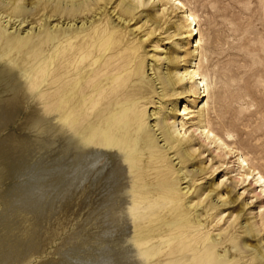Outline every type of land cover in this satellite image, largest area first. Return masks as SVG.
Wrapping results in <instances>:
<instances>
[{"label":"rangeland","instance_id":"1","mask_svg":"<svg viewBox=\"0 0 264 264\" xmlns=\"http://www.w3.org/2000/svg\"><path fill=\"white\" fill-rule=\"evenodd\" d=\"M35 1L38 4H33V6L28 4L23 12L19 10L12 12L6 10L8 5L0 0L2 8L0 14L8 15L7 18L11 17L15 23L11 26L15 27L20 20L26 21L23 25H27H18L17 31H15V28H10V25L3 22L6 18H0V26L8 34L18 35L25 39L21 48L12 50L9 58L4 57L0 61V103L12 98L14 102L12 106L15 108L14 111L11 106L7 111L8 115L7 113L4 116L2 113L0 114L3 120H0V264H143L146 259L137 256L138 253L131 248L133 246H128L131 245V243L128 244V239L132 236L133 231L131 230H134L132 227L134 224L127 213L129 197H127L126 168L119 165L116 157L109 153L103 156L102 160L89 164L93 158L98 157L100 152L91 148L83 149V147L82 149H79L81 147L77 148V150H81L80 156L83 157L77 158L79 166L77 160L75 163L72 162L76 148L72 146L69 135L65 133L62 136L60 134L61 130L56 115L43 113L41 111L43 110L42 104L25 91L24 83L25 78L32 76L33 68L38 63L49 59L50 56L56 58V49L66 44L61 39L62 35L77 31V26L79 27L81 24L80 21L85 20V25L89 24L87 21L92 19L90 17L94 15L92 11L98 6L100 10L97 9L98 14L95 18H101L109 22L110 26L120 27L127 31L128 38L136 39L145 32L154 30L144 46L149 51V55L153 54L157 59H160L159 64L162 66L167 65V61L162 60L165 55L175 51L178 56L184 55L185 57L186 52L191 49V44L188 43L189 38H187V28L179 30L177 27V25L181 27L183 14L166 0H141L139 4H134L132 0H111L109 3H106L109 0H85L81 12L74 6L68 12L64 4L65 0ZM183 1L198 15V28L203 48L202 57L205 60L203 70L207 73L211 94L209 104L210 107L215 106L219 113L218 118H215V114L211 110L209 111V116L213 119V127L219 129L224 137L229 135L231 137H229V142L235 147L236 153L238 150L242 152L245 157L247 156V161L264 174V0ZM30 2L31 0H17L16 3H26L27 5ZM56 3L60 10L52 12ZM121 3L135 6L134 9H131V14L133 13L134 17L129 23L125 22L124 24L122 20L121 22L117 21L119 20L118 16L125 19V16L130 15L129 13L124 15V7L121 6ZM45 15L47 21L44 20ZM129 17L127 16L126 20ZM147 18H152L154 24ZM66 23L72 24H67L70 25L68 27ZM29 25H31L29 27H32L31 29L28 28ZM50 25H57V27ZM130 30L132 31L130 32ZM179 31L182 34H177ZM48 35L52 38L44 39ZM7 59L12 60L14 66L6 64ZM55 62L54 59V63L48 65L49 73L52 75L56 73ZM52 75L41 85L42 90L48 92L55 90L57 84L52 82L55 79L51 78ZM13 95L15 96L13 97ZM188 95L184 98L186 102L180 104L181 108L186 106L189 110L196 111L199 105L197 107L192 101L191 94ZM17 96L22 99H18ZM154 98L156 100V97ZM172 101V98H168L162 111L168 113ZM153 107L152 104L147 105L149 110ZM192 115L194 116L189 118L190 120L185 119V116H179L186 122L185 128L189 130V137H191V130L194 128L192 125L196 123V112H192ZM219 117L225 126H221ZM161 139L162 137L158 139V144L163 143ZM201 140L199 137L193 138L194 158L185 164H176L179 160L175 159L176 151L166 152V157L175 165L176 169L182 166L183 170L190 171L186 178V180L189 179L190 190L185 198L191 199L194 203L215 188L214 192L225 194L226 200L234 201L230 205L226 203L225 206H220L224 214L213 210H208L207 215L202 214L203 217H200L201 224H204L201 227L203 228L202 232L208 228L211 235L217 236L218 233H221L223 238L227 239L232 236V242L221 244L218 247V252L232 251L234 256L239 258V264H261L260 257L264 256V242L260 243V240L264 239V227L256 231L246 225L247 223L256 225L260 223L259 211L262 201L255 198V188L251 180L245 178V172L233 163L236 153L224 154L223 150L216 149L213 144L206 145ZM61 142H66L65 146H62ZM114 158L115 160H113ZM104 165L108 169L104 168ZM113 165L115 166L113 167ZM93 168L100 171H98L100 176L95 170L92 171ZM191 168L193 169L191 170ZM101 171L105 174H103L104 176L101 175ZM91 176L95 179L93 180ZM117 178L119 179L117 180ZM95 183H98L99 187ZM115 184H119L118 188H115ZM187 184L182 183L180 187ZM87 186L88 188H86ZM109 186L113 187L110 188L113 191L108 192ZM74 189L76 190L74 191ZM78 192H81L80 196ZM102 193L104 195L109 193V196L108 194L104 196ZM65 198L67 201L63 202L66 200ZM101 198L102 201H100ZM214 199L215 197H213ZM86 201L90 203L86 204ZM211 201L210 198H207L204 204L211 203ZM103 202L108 204L104 205ZM220 204L218 201L217 206ZM95 205L97 208L93 207ZM99 207L101 208L99 209ZM229 209L234 210L239 216L233 226L224 231L230 221ZM97 213H100V216ZM215 213L218 215L214 218ZM219 215H222L221 219H219ZM127 220L131 223H127ZM31 231H34L35 243L25 242V234ZM128 231H131L130 234ZM105 234L108 235V240L103 236ZM127 237L128 239H126ZM103 238L107 240L106 243ZM101 241H104L105 244ZM246 243L251 248L248 252L243 249V244L247 245ZM259 245H262L260 251L263 252V256L257 257L255 254L258 253L257 246ZM150 246L154 247V239ZM97 251L99 252L97 253ZM132 257L134 258L132 259ZM138 257L142 259L139 260ZM251 258L253 260L250 261ZM142 260L143 262H141ZM150 263H154V257L150 259Z\"/></svg>","mask_w":264,"mask_h":264},{"label":"bare ground","instance_id":"2","mask_svg":"<svg viewBox=\"0 0 264 264\" xmlns=\"http://www.w3.org/2000/svg\"><path fill=\"white\" fill-rule=\"evenodd\" d=\"M1 1H4V3L8 5L6 10L12 12L18 10L23 12L28 4L32 6L33 4H38L35 0H31L27 5L26 3H16L17 0ZM48 1L53 2V0H47L46 2ZM110 1L111 0L106 3ZM166 1L167 3L173 4V6L183 14L181 27L179 25H177V27L179 30L180 28H187L188 31L187 38H189L188 43L191 44V49L186 52L185 57L184 55L178 56L175 51L173 53L169 50L171 53L162 57L163 61H167V65H160V59H157L152 53H150L152 55H149V51L146 50L147 48L144 46L145 42L149 40L150 34L154 33V30L145 32L136 39L128 38L127 31L122 30L120 27L115 28L114 26H110L109 22L101 18H95L96 14H98L97 9L100 8L98 6L92 11L94 15L90 16L92 19L89 18L90 20L87 21L89 23H87L88 25H85V20L80 21L81 24L79 27L77 26V31L62 35L61 39H63L66 44L56 49V58L50 56L49 59L42 60L33 68L32 76L25 78L24 89L42 104L43 110L41 111L43 113H52L56 115V120L61 130L60 134L63 136V134L67 133L72 146L76 148V150H74L75 153L72 162L75 163L77 158L81 155V150L79 151V149L83 147V149L91 148L100 152L98 157L93 158L91 162L89 161V164H94L102 160V157L109 153L116 157L119 165L121 164V166L126 168L128 176L127 197H129V201L127 200V213L129 214V219L132 224H134L133 226L131 225L134 228V230H131L133 231L131 238L128 239L127 237L126 239L129 240L128 244L131 243V245L128 246H133L131 248L135 250L134 252L138 253L137 256L139 255L146 259V261L144 260V262H146L145 264H151L150 259L152 257H154L153 264H239V258L234 256L235 254L232 253V251L224 250L223 252H218V247L221 244L224 242H232V236L227 239L225 237L223 238L221 233H218L217 236L219 237H217L216 235H211V231H209L208 228L205 232H202L203 228L201 227L204 224H201L202 220L200 218L202 214L207 215L206 212L208 210H213L215 212L219 211L221 213L223 212L220 207L221 205L225 206L226 203L230 205L234 201L226 200L225 194L214 192L215 188L207 192L204 197L199 198L197 202L193 203L191 199L187 200L185 195L188 194L190 190V184L189 179L186 180V178L188 177L187 173L190 171L183 170L182 166L176 169L175 165L166 157V152H172V150H174L177 152L174 154L177 155L175 159H179L176 164H185L191 161L194 158L193 151L195 150V146L192 143L194 137L201 138V141L205 142L206 145L213 144L216 149L223 150L224 154L229 155L236 153L235 147L229 142L230 136L224 137L219 129L214 128L213 119L209 116L210 110L215 114V118H218L219 113L215 106L210 107L209 104L211 94L207 73L203 70L205 60L202 57L203 48L202 38L198 28V15L191 10L183 0ZM84 2L85 0H65L64 4L68 12L71 11V7L73 6L81 12ZM132 2H134V4H139L141 0H132ZM36 6H34V8H36ZM121 6L124 7V15L129 13L130 15L127 16L130 17L126 20L127 16H125V19H122L116 15L117 19H119L116 20L120 22L122 20L124 24L125 22L129 23L134 17V14H131V9H134L135 6L129 3H121ZM0 9L2 8L0 7ZM59 10L58 3H56L51 11L57 12ZM7 17L8 15L3 16V14L0 16V18H6L5 20L2 19L3 22H6V25H15L11 17ZM44 20L47 21L46 15L44 16ZM147 20L153 21L154 24L152 18H147ZM24 22L26 21L20 20L15 27L11 26L10 28H15V31H17L18 25L27 26L23 25ZM145 22L146 20L144 23ZM67 24L72 23H66V25ZM30 26L31 25H29L28 28ZM51 27H57V25H52ZM131 31L132 30H130V32ZM26 32L28 34V31ZM177 34H182V32L179 31ZM144 36L146 37L143 38ZM50 38L52 37L49 35L44 37L46 40ZM24 42L25 39L18 35L8 34L4 28L0 26V61H2L4 57L9 58L8 56L12 50H18L23 46ZM54 59L56 61V73L52 75L49 73L48 65L54 63ZM181 62L183 63L181 64ZM6 64L14 66V63L10 59H7ZM50 75H52L51 78H55L52 82L57 84L53 92L41 89V85L48 80ZM188 94H191L193 97V103L196 104L197 107L199 105L196 111H191L186 106L181 108L180 104L186 102L184 98L189 96ZM14 96L15 95H13V97ZM17 97L18 99L21 98L20 96ZM154 97H156V100H154ZM168 98H172L173 101L167 113L162 111V108ZM18 99L15 100L18 101ZM13 103L12 98H8L0 103V114L2 113L4 116ZM148 104L154 105L153 109L149 110L147 108ZM12 108L15 111L13 106ZM192 112H196V123L192 125L194 128H192V135L189 137V130L185 128L186 122L183 121V118L180 119L179 116H185V119L193 118L194 115H192ZM8 114L9 113H7V115ZM219 119L221 126H225L222 119L220 117ZM0 120H2L1 117ZM151 121L152 123H150ZM158 130L159 132H157ZM161 137L163 143L158 144V139ZM65 143H63L62 146H65ZM78 147L81 148L77 150ZM71 151L73 152V150ZM235 156L236 158L233 163L237 168H241L243 172H245V178L250 179L255 188V198L262 201L259 211L260 223L258 225L247 223L246 225L259 231L264 227V174L257 170L252 163L248 162V158L246 159L247 156L245 157L239 150ZM81 157L82 156H80L79 159H81ZM113 160H115V158ZM78 162L77 160V165L79 166ZM114 166L115 165H113V167ZM104 168H107V166L105 167L104 165ZM192 169L193 168H191V170ZM196 169L198 168L196 167ZM94 170L93 168L92 171ZM98 171L96 172L98 173ZM103 174V171H101V175ZM98 176H100V174ZM92 178L93 180L95 179L94 177ZM97 178L99 179V177ZM118 179L119 178H117V180ZM93 180H91V182H93ZM60 182L62 183V181ZM109 183L111 184V182ZM182 183L188 184L180 187ZM95 185H98V183H95ZM117 185L115 184L116 187H114L118 188ZM86 188H88V186ZM110 188L113 187L109 186L108 192L112 190ZM89 189L91 190V187ZM184 189L186 190L183 191ZM61 190L64 192L62 188ZM75 190L76 189H74V191ZM64 194L65 193H63V195ZM66 194L65 196H67ZM106 194L109 196V193ZM108 196L106 197L108 198ZM213 197H215L214 200ZM207 198H210L214 203L212 204L211 201V203L204 204ZM102 200L101 198L100 201ZM65 201H67V199L63 202ZM218 201L221 203L219 206H217ZM87 202L89 201H86V204ZM106 203H104V205ZM97 204L98 202L96 201V205ZM96 205L93 207L95 208ZM199 206L201 208H198ZM100 208L101 207H99V209ZM110 212L109 210V213ZM191 213H193L192 217ZM99 214L98 216H100ZM217 215L218 214L215 213L213 217L215 218ZM228 215L230 221L227 220L229 223L224 231H227L229 227L233 226V223L239 216L234 210H230ZM89 216L91 215L89 214ZM103 217L106 218L105 216ZM218 217L221 219L222 215ZM102 220L104 221V219ZM129 222L127 220V223ZM106 227L107 225L105 228ZM121 227L123 228V226ZM101 229L103 230V228ZM106 235L107 234L103 236L107 239L108 235L107 237ZM25 236V242L35 243L34 231L27 232ZM106 239L105 243L108 240ZM153 239L154 247H151L150 244ZM262 242H264V239L260 240V243ZM102 243L105 244L104 241ZM261 246L262 245L257 246L258 253L256 252L257 254H255L257 257L263 256V252L260 251ZM97 247L98 246H96V248ZM243 249L248 252L251 248L248 247V244H243ZM98 252L99 251H97V253ZM134 257H136V255H134ZM134 257H132V259ZM141 257H138L139 260ZM103 258L106 259V257ZM251 260L253 259L251 258L250 261ZM141 262H143V260ZM260 263L264 264V256L260 257Z\"/></svg>","mask_w":264,"mask_h":264}]
</instances>
